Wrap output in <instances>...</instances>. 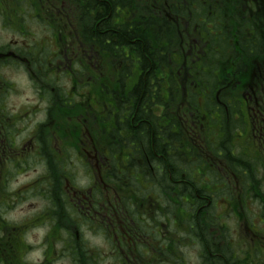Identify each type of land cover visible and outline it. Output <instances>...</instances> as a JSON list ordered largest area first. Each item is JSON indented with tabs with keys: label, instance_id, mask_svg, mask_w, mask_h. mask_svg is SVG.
Segmentation results:
<instances>
[{
	"label": "flooded vegetation",
	"instance_id": "obj_1",
	"mask_svg": "<svg viewBox=\"0 0 264 264\" xmlns=\"http://www.w3.org/2000/svg\"><path fill=\"white\" fill-rule=\"evenodd\" d=\"M200 2L221 25L234 24L235 51L255 38L260 52L249 62L259 88L241 91L238 112L215 94L222 113L210 119L227 121L226 140L207 116L185 118L182 104L170 117L150 100L136 105L130 75L121 91L104 92V59L72 23L69 0H0V264H183L185 205L212 218L214 249L230 246L227 220L248 198V171L233 166L235 157L256 163L262 243L264 0ZM199 157L202 168L190 163Z\"/></svg>",
	"mask_w": 264,
	"mask_h": 264
},
{
	"label": "trees",
	"instance_id": "obj_2",
	"mask_svg": "<svg viewBox=\"0 0 264 264\" xmlns=\"http://www.w3.org/2000/svg\"><path fill=\"white\" fill-rule=\"evenodd\" d=\"M69 3L75 13L72 23L87 44L98 47L104 59V92L121 91L124 83L129 81L124 77L130 75L136 78L130 88L136 105L144 106L150 100L152 107L169 108L170 117L171 109L182 104L185 118L196 114L207 116L205 123L220 124L219 129L226 133L223 140H226L227 121L210 119L222 113L215 94L221 91L220 101L230 102L227 106L232 115L240 107L241 91L253 85L259 88V81L251 80L249 76L251 70L256 69L252 62L249 64L250 59L260 53L253 48L255 38L249 47L247 43L238 42L244 50L235 51L232 45L234 24L224 18L220 20L221 25L214 16L208 15L207 6L200 0H69ZM243 28L250 30L247 24ZM96 29L102 32L99 44L92 41V38L98 40ZM94 33L95 37L92 36ZM230 58L237 60L236 66L229 65ZM210 138L212 136L207 133L202 140ZM207 149L212 150L211 144H207ZM188 154L185 152L186 158ZM231 161L235 167L245 166L248 198L255 199L259 185L253 169L256 163L236 157ZM190 163L201 168L207 165L200 157ZM190 163L185 162V171H192ZM114 164H110L112 172H115ZM119 180L128 178L122 175ZM191 181L188 180L192 185ZM202 182L200 178V185ZM190 187L185 184V194H192ZM189 207L185 205L183 211L184 241L192 242L187 238L190 237L198 242L201 264H264L252 255H236L231 243L221 250L214 249L210 244L213 235L208 231L212 218L195 216L196 210ZM72 215V219L79 220L75 210Z\"/></svg>",
	"mask_w": 264,
	"mask_h": 264
},
{
	"label": "rangeland",
	"instance_id": "obj_3",
	"mask_svg": "<svg viewBox=\"0 0 264 264\" xmlns=\"http://www.w3.org/2000/svg\"><path fill=\"white\" fill-rule=\"evenodd\" d=\"M44 35H40L43 38ZM76 183L84 186L87 182L85 177H76ZM43 209L42 202L39 203V212ZM215 215L223 214V211L216 210ZM230 228L231 245L234 253L239 256L252 255L255 259H261L264 262V240L259 242V232L263 229L259 225V203L253 198H247L246 206L237 211L231 210L230 218L227 220ZM47 230V227H46ZM45 232L44 228H40L39 232L32 234L42 235ZM94 245L95 241L89 239ZM256 261V260H255ZM183 264H201L199 257V249L196 246L184 243L183 248Z\"/></svg>",
	"mask_w": 264,
	"mask_h": 264
}]
</instances>
